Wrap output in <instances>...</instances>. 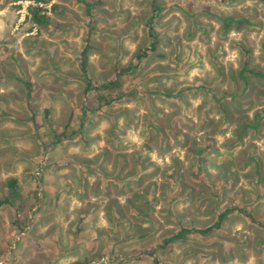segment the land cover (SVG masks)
<instances>
[{
  "label": "rangeland",
  "instance_id": "obj_1",
  "mask_svg": "<svg viewBox=\"0 0 264 264\" xmlns=\"http://www.w3.org/2000/svg\"><path fill=\"white\" fill-rule=\"evenodd\" d=\"M89 33L114 92L86 93ZM245 66L264 73V0H0V264H264ZM183 228L212 230L166 243Z\"/></svg>",
  "mask_w": 264,
  "mask_h": 264
},
{
  "label": "trees",
  "instance_id": "obj_2",
  "mask_svg": "<svg viewBox=\"0 0 264 264\" xmlns=\"http://www.w3.org/2000/svg\"><path fill=\"white\" fill-rule=\"evenodd\" d=\"M90 9H91V6L88 4V11ZM42 10H43V8L41 9V8H37V7H31L30 8L31 19L38 26H47L49 24L50 18H49L48 15L43 14ZM54 10H56V6H54ZM241 21H243V20H240L239 22H241ZM229 22L231 23V22H233V20L229 19ZM90 29H92V28H90ZM91 36H92L91 33H89L87 38H86L87 45H86L85 49L82 52V62H81V69L83 71L84 77L86 78L85 81L87 82L86 93L87 92L89 93V91H94V90H98V92L100 90H107V91H110V92H114L115 89L120 87V83H119V81L117 79L114 80V81H111V82H105L104 84H101V85L98 84V86H96V85H93V82L91 81V79L89 77L88 64H89V54H90V50H91V47H92L91 46V40H92ZM146 55H147L146 52L138 55L139 63L142 62V60L146 57ZM248 56H249V53H247V57ZM138 65H134V64L130 63L128 66L123 67L122 69H120L118 71V77L121 78V77H123V76H125V75H127V74H129V73H131L133 71H135L136 68L138 67ZM247 71L253 72V74L258 76V77L264 76V73H261L259 71L248 70V67H246V66L241 71L242 76ZM26 85H28V87H30V84L26 83ZM124 96H125V94L122 92V90L120 88V90L116 93V96H115L116 98H111L110 97L109 100H106L108 98V96H105V97L101 96L100 98L101 99H105V103L106 104H110L115 99H122ZM15 184H16V180H12L10 182V185H12V186H15ZM225 217H226V213L221 215L220 221L217 224L218 227L220 226L222 219H224ZM211 230H212V228H209V229H207L205 231L204 230H190V229H187V228H183V229H181V231L178 234H176L175 236H173L172 238L167 240L166 243L182 239V238L187 237V236H189L190 234H193V233H206V232H209ZM155 263L156 264H162L159 259H155ZM74 264H82V263L77 262V263H74Z\"/></svg>",
  "mask_w": 264,
  "mask_h": 264
},
{
  "label": "built area",
  "instance_id": "obj_3",
  "mask_svg": "<svg viewBox=\"0 0 264 264\" xmlns=\"http://www.w3.org/2000/svg\"><path fill=\"white\" fill-rule=\"evenodd\" d=\"M41 7H43V6H41Z\"/></svg>",
  "mask_w": 264,
  "mask_h": 264
}]
</instances>
